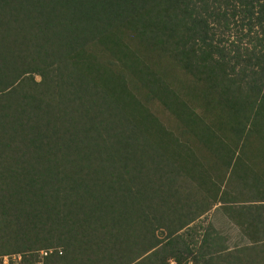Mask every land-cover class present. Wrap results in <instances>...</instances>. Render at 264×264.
<instances>
[{
  "label": "trees",
  "instance_id": "trees-1",
  "mask_svg": "<svg viewBox=\"0 0 264 264\" xmlns=\"http://www.w3.org/2000/svg\"><path fill=\"white\" fill-rule=\"evenodd\" d=\"M11 253L264 264V0H0Z\"/></svg>",
  "mask_w": 264,
  "mask_h": 264
},
{
  "label": "rangeland",
  "instance_id": "rangeland-1",
  "mask_svg": "<svg viewBox=\"0 0 264 264\" xmlns=\"http://www.w3.org/2000/svg\"><path fill=\"white\" fill-rule=\"evenodd\" d=\"M36 80L39 81V78L36 77ZM154 106V105H153ZM154 111H160V107L155 105ZM220 204H216L211 207V209L201 217H199L195 222H202L203 225H206L207 223L211 222L216 228L222 230L225 234H227L229 238L228 247L230 250L235 245H240L241 237L239 234V231L234 227L232 223L229 222V220L222 214L220 209L218 208ZM53 248H59V247H53ZM62 250V248H60ZM41 251H45L40 249ZM40 250H36L34 253H32L35 257H30L31 253H24L26 259L31 260L30 263H33L37 260V253ZM40 251V252H41ZM21 256L18 253H11L5 256L0 257V264H30V263H22ZM50 259L48 260V264H50ZM170 264H174L172 261H170Z\"/></svg>",
  "mask_w": 264,
  "mask_h": 264
},
{
  "label": "built area",
  "instance_id": "built-area-1",
  "mask_svg": "<svg viewBox=\"0 0 264 264\" xmlns=\"http://www.w3.org/2000/svg\"><path fill=\"white\" fill-rule=\"evenodd\" d=\"M52 252V250H46V251H41L40 253H39V257L40 258H43V257H46L49 253H51ZM38 264H42V263H38Z\"/></svg>",
  "mask_w": 264,
  "mask_h": 264
}]
</instances>
